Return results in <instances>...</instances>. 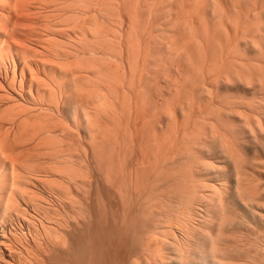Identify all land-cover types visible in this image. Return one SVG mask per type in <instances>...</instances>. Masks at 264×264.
<instances>
[{
    "label": "bare ground",
    "instance_id": "bare-ground-1",
    "mask_svg": "<svg viewBox=\"0 0 264 264\" xmlns=\"http://www.w3.org/2000/svg\"><path fill=\"white\" fill-rule=\"evenodd\" d=\"M256 229L264 0H0V264H264Z\"/></svg>",
    "mask_w": 264,
    "mask_h": 264
},
{
    "label": "rangeland",
    "instance_id": "rangeland-1",
    "mask_svg": "<svg viewBox=\"0 0 264 264\" xmlns=\"http://www.w3.org/2000/svg\"><path fill=\"white\" fill-rule=\"evenodd\" d=\"M229 1V0H228ZM232 1V0H231ZM228 4H229V2H228ZM229 6V5H228ZM228 14H229V12H228ZM139 123V122H138ZM140 124V123H139ZM138 124V125H139ZM140 127V126H139ZM35 152L36 151H39V150H34ZM34 151L32 152V153H34ZM31 151H29V153H30ZM26 153L27 152H25V153H23V156H25L26 155ZM25 154V155H24ZM31 155H33V154H31ZM256 230H258V229H256ZM256 230H254V232H251V235L252 236H250V233H246L245 235H246V237H248L247 239V241L248 242H252V241H250V240H252L253 238H255L253 241H258V242H260L261 240H262V238L264 237V230L263 229H261V232H259L260 230H258L257 232H256ZM262 231H263V235H261L262 234ZM253 233H255V234H253ZM258 233H260L259 235H258ZM248 234V235H247ZM252 237V239L250 238V237ZM255 236V237H254ZM260 236H261V238H260ZM263 236V237H262ZM260 238V240H258ZM250 239V240H249ZM246 241V240H245ZM246 241V242H247ZM252 254H254V253H252ZM243 258H245V260H246V257H243Z\"/></svg>",
    "mask_w": 264,
    "mask_h": 264
}]
</instances>
